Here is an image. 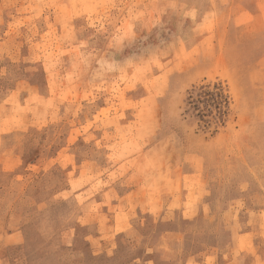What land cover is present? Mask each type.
Here are the masks:
<instances>
[{"label":"rangeland","instance_id":"1","mask_svg":"<svg viewBox=\"0 0 264 264\" xmlns=\"http://www.w3.org/2000/svg\"><path fill=\"white\" fill-rule=\"evenodd\" d=\"M152 41L156 38L146 45ZM37 49L31 59L25 52L0 53V108L7 104L1 99L8 89L24 92L23 81L36 84L37 97L31 124L0 131V264H225L238 257V264H254V256L264 264V127L260 118L239 116L252 113L253 102H239L231 80L190 85L171 103L176 116L170 117L174 132L168 140L182 161L192 149L198 154L199 190L189 198L191 215L125 217L126 226L114 230L113 222L123 219L109 214L110 203L99 202L108 183L96 182V116L82 102L40 98L61 94L66 54L43 52L42 42ZM111 72H119L114 62ZM73 73L74 82L79 74ZM107 87L122 91L117 83L96 91ZM78 88L73 84L65 92ZM87 103L93 108L100 102L93 96ZM112 103L116 112L141 111L148 104ZM139 115L143 129L148 113ZM126 146L119 158L129 161L135 149Z\"/></svg>","mask_w":264,"mask_h":264},{"label":"crops","instance_id":"2","mask_svg":"<svg viewBox=\"0 0 264 264\" xmlns=\"http://www.w3.org/2000/svg\"><path fill=\"white\" fill-rule=\"evenodd\" d=\"M148 38L156 41L146 45ZM41 42L43 52L66 55L61 94L47 92L40 98L82 102L96 116V182L108 183L99 202L110 203L109 214L123 219L113 222L114 230L126 226L125 217L164 218L176 211L189 217L193 212L189 198L199 190L197 149L182 161L168 140L174 132L170 117L176 116L171 103L190 85L231 80L239 102H253L252 113L239 116H252L254 122L260 118L264 127V0H0V53L14 57L25 52L31 59ZM150 49L152 56L145 54ZM113 62L117 74L111 72ZM107 68L110 72L103 73ZM74 70L79 75L73 82ZM115 83L122 87L119 94L111 87L96 91ZM22 84L24 92L12 87L1 99L7 103L0 108L2 132L33 120L36 84ZM73 84L78 91L66 93ZM131 84L136 89L127 91ZM93 96L100 103L91 108L87 102ZM123 100L148 102L141 110L148 113L143 129L140 110H113L112 102ZM125 145L135 149L129 161L119 158ZM253 262L263 264L256 256ZM238 263L239 257L225 264Z\"/></svg>","mask_w":264,"mask_h":264}]
</instances>
